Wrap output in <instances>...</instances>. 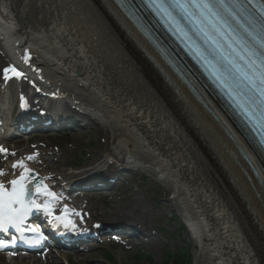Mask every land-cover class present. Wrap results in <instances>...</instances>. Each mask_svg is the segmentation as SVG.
<instances>
[{
  "label": "bare ground",
  "instance_id": "obj_1",
  "mask_svg": "<svg viewBox=\"0 0 264 264\" xmlns=\"http://www.w3.org/2000/svg\"><path fill=\"white\" fill-rule=\"evenodd\" d=\"M0 39L11 63L31 54L27 77L36 93L15 125L33 124L40 111L51 120L55 113L98 119L108 131L99 151L149 167L169 185L207 264H264V163L205 87L190 76L186 84L115 0H0ZM32 134L24 132L26 142ZM10 153L0 169L9 191L25 171L14 168L20 163L32 170L27 183L44 181L34 188L68 177L49 167L53 143ZM103 159L98 153L81 170L93 171L90 179L120 171ZM132 210L94 214L93 222L137 224Z\"/></svg>",
  "mask_w": 264,
  "mask_h": 264
},
{
  "label": "rangeland",
  "instance_id": "obj_2",
  "mask_svg": "<svg viewBox=\"0 0 264 264\" xmlns=\"http://www.w3.org/2000/svg\"><path fill=\"white\" fill-rule=\"evenodd\" d=\"M9 63L4 43L0 39V100L4 99L5 104L15 107L19 88L14 81L7 82L1 72V68ZM22 85L23 88H27L28 78L22 80L20 86L22 87ZM72 125L75 127L72 129L74 131L69 133L61 129L59 134L63 136L58 139L35 142V144L53 143L56 156L50 162L49 167L55 169L56 172L68 174V177L58 174L53 182L64 185L69 181L85 180L89 177L85 172L88 170L81 169L87 168L90 163L94 162L98 153L103 156V160L114 162L115 168L122 165L119 167L121 172L116 175L115 183L107 191H100L98 186L87 187L83 194L85 197L97 200L101 197L102 200L106 199L107 201H102L103 203H99L89 210L88 213L93 216L90 217L91 219L88 216L84 217V220L90 228V225L95 223L93 221L99 219L94 214L105 211L111 215L120 207L128 205L133 208V214L138 221L133 225L139 228V234L142 236L137 238L136 242L144 243V247L127 249L111 246L98 250L94 258L84 262L57 258L41 264H175L172 258L173 254L177 255V258L182 255L180 262L207 264L204 256L200 253L199 244L193 238L182 215L180 203L171 198L169 185L149 167L118 161L106 150L99 151L101 146L108 144V131H106L105 124L98 119L92 120L90 123L79 120ZM8 157L9 155L3 156L5 161L3 163L1 161L0 169L9 164ZM89 174L94 173L92 171ZM59 190L60 187H56L55 193L57 194ZM109 222L113 224L115 219L113 222ZM184 256L189 261H184ZM0 264L40 263H33L30 258L7 261L0 254Z\"/></svg>",
  "mask_w": 264,
  "mask_h": 264
},
{
  "label": "snow or ice",
  "instance_id": "obj_3",
  "mask_svg": "<svg viewBox=\"0 0 264 264\" xmlns=\"http://www.w3.org/2000/svg\"><path fill=\"white\" fill-rule=\"evenodd\" d=\"M191 6L199 10L201 15L206 13L207 16L221 24V26L228 27L227 20L222 17L225 13L232 16V13L228 11V5L224 3V0H199V2L191 0ZM259 67L264 70V61H261ZM9 72L17 77L23 75L12 67L5 70V78H10L8 76ZM258 79L264 85V71L259 73ZM258 91L260 92L261 102L256 107L260 110V119L264 120V89ZM0 151H3V149H0ZM28 159H33V157H28ZM14 168H25V171L19 179L11 181L10 191L3 183H0V231H7L9 228L20 229L34 210L45 211L52 215L54 219L63 220L64 217L55 216L51 203L41 205L34 196L30 195L27 181L33 176L32 170L28 169L23 163L14 165ZM0 175H4V173L0 171ZM33 192L43 196H51L53 200H58L56 193L45 185L35 187ZM64 211L67 213L69 210L65 208ZM5 246L4 242L0 241V248Z\"/></svg>",
  "mask_w": 264,
  "mask_h": 264
},
{
  "label": "trees",
  "instance_id": "obj_4",
  "mask_svg": "<svg viewBox=\"0 0 264 264\" xmlns=\"http://www.w3.org/2000/svg\"><path fill=\"white\" fill-rule=\"evenodd\" d=\"M182 255H180L178 258H177V255H175V254H173L172 255V258H173V261H174V263L175 264H187V263H184V262H180V257H181ZM184 261H189V259L188 258H186L185 256H184Z\"/></svg>",
  "mask_w": 264,
  "mask_h": 264
},
{
  "label": "water",
  "instance_id": "obj_5",
  "mask_svg": "<svg viewBox=\"0 0 264 264\" xmlns=\"http://www.w3.org/2000/svg\"><path fill=\"white\" fill-rule=\"evenodd\" d=\"M218 119V118H217ZM242 154L244 155L243 151L241 150ZM245 156V155H244ZM246 157V156H245Z\"/></svg>",
  "mask_w": 264,
  "mask_h": 264
}]
</instances>
